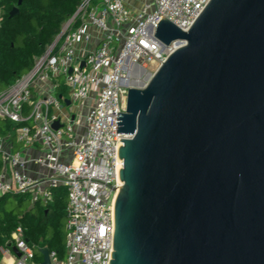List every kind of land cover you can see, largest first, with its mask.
<instances>
[{
  "label": "water",
  "instance_id": "water-1",
  "mask_svg": "<svg viewBox=\"0 0 264 264\" xmlns=\"http://www.w3.org/2000/svg\"><path fill=\"white\" fill-rule=\"evenodd\" d=\"M161 17L155 37L185 44L114 118L107 263L264 264V0H209L187 31Z\"/></svg>",
  "mask_w": 264,
  "mask_h": 264
},
{
  "label": "built area",
  "instance_id": "built-area-1",
  "mask_svg": "<svg viewBox=\"0 0 264 264\" xmlns=\"http://www.w3.org/2000/svg\"><path fill=\"white\" fill-rule=\"evenodd\" d=\"M208 1L81 0L32 67L0 91V119L26 122L12 139L0 133V197L16 192L46 204L55 188L66 190L65 254L48 250L50 264H108L122 185L119 138L130 137L116 132L114 118L125 112L127 90L147 67L156 70L185 44L155 37L161 15L187 31ZM9 241L20 254L0 246L1 259L35 264L21 227Z\"/></svg>",
  "mask_w": 264,
  "mask_h": 264
},
{
  "label": "trees",
  "instance_id": "trees-1",
  "mask_svg": "<svg viewBox=\"0 0 264 264\" xmlns=\"http://www.w3.org/2000/svg\"><path fill=\"white\" fill-rule=\"evenodd\" d=\"M0 0V91L19 79L33 65L60 31L62 23L74 14L81 0ZM17 6L18 12L9 16ZM65 96L60 87L58 95ZM0 119V133L13 138L14 130L24 124ZM16 144H14L15 146ZM1 168V163H0ZM66 190H53L52 201L31 203L28 195L9 192L0 197V246L21 227L24 239L34 250V263L42 260L39 248L53 250L62 258L64 247ZM1 259V256H0Z\"/></svg>",
  "mask_w": 264,
  "mask_h": 264
},
{
  "label": "rangeland",
  "instance_id": "rangeland-1",
  "mask_svg": "<svg viewBox=\"0 0 264 264\" xmlns=\"http://www.w3.org/2000/svg\"><path fill=\"white\" fill-rule=\"evenodd\" d=\"M154 70H155V69H154V66H153V65H149V66L147 67V70L144 71V72L141 74L139 80H140L141 82H143V84H145V83L148 81V79L150 78V77H149V78H147V79L145 80V76H146V74L149 73L150 76H151L152 73L154 72ZM87 104H89L88 101H87V102L85 101V105H87ZM66 108H68V109H72L73 107L68 106V107H66Z\"/></svg>",
  "mask_w": 264,
  "mask_h": 264
},
{
  "label": "bare ground",
  "instance_id": "bare-ground-1",
  "mask_svg": "<svg viewBox=\"0 0 264 264\" xmlns=\"http://www.w3.org/2000/svg\"><path fill=\"white\" fill-rule=\"evenodd\" d=\"M149 77H150V74L147 73L146 76H145V80H146L147 78H149ZM142 84H143V82H141L140 80H138L137 82H134V85H136V86H140V85H142ZM6 259H7V261H4L5 264H10L11 259L8 258V257H7Z\"/></svg>",
  "mask_w": 264,
  "mask_h": 264
},
{
  "label": "crops",
  "instance_id": "crops-1",
  "mask_svg": "<svg viewBox=\"0 0 264 264\" xmlns=\"http://www.w3.org/2000/svg\"><path fill=\"white\" fill-rule=\"evenodd\" d=\"M23 147L19 144V145H15V149H22ZM0 163H1V161H0ZM7 257H4L3 259H0V263H2V264H5V262L4 261H7V259H6ZM9 258V257H8ZM42 261V260H41Z\"/></svg>",
  "mask_w": 264,
  "mask_h": 264
},
{
  "label": "clouds",
  "instance_id": "clouds-1",
  "mask_svg": "<svg viewBox=\"0 0 264 264\" xmlns=\"http://www.w3.org/2000/svg\"><path fill=\"white\" fill-rule=\"evenodd\" d=\"M21 247H23V245H21ZM10 264H11V262H10Z\"/></svg>",
  "mask_w": 264,
  "mask_h": 264
}]
</instances>
